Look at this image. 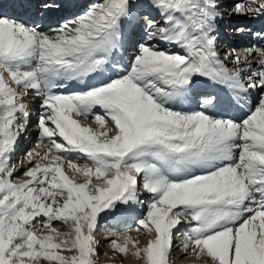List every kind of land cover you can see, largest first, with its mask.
Returning a JSON list of instances; mask_svg holds the SVG:
<instances>
[{"label": "snow or ice", "instance_id": "snow-or-ice-1", "mask_svg": "<svg viewBox=\"0 0 264 264\" xmlns=\"http://www.w3.org/2000/svg\"><path fill=\"white\" fill-rule=\"evenodd\" d=\"M132 217L111 259L264 264V0H0V264Z\"/></svg>", "mask_w": 264, "mask_h": 264}, {"label": "bare ground", "instance_id": "bare-ground-1", "mask_svg": "<svg viewBox=\"0 0 264 264\" xmlns=\"http://www.w3.org/2000/svg\"><path fill=\"white\" fill-rule=\"evenodd\" d=\"M5 11H7V12H9V14H11V11L8 8L7 4H5ZM224 33L225 34H222V44H224V45L230 44V45H234V46H242L243 44H245L247 42L246 40H243L239 37H236L232 34H229L227 31H224ZM30 106H31V113H32L31 118H33L32 124L30 126L31 133L29 134L27 141H21L20 142L19 149H18V152L16 154V158L22 157L26 151H28L29 149H32L35 146V144L37 143V131H36L35 123H36V119H37V114L40 110L39 109V100L35 99V98L31 99ZM31 137H32V139H31ZM137 215H139V213ZM133 227H135V218L134 217L124 219V220L108 221L100 230L101 235L104 237L103 238L104 240H102V243L100 242V245L106 246L109 244V242L111 240L118 239L117 235H114V234H120V236H119L120 240H122L124 238V236H127V235H131L133 237H138L141 245H143L145 243V238L143 240V239H141V236H138V234L136 232H134V231L130 232L129 231V229H131ZM99 241H101V240H99ZM103 241H105V242H103ZM177 241H176V243L180 242L179 240H177ZM98 250H99V248H98ZM174 250H179V249H174ZM174 250H173V252H174ZM106 251L109 253H107V255L104 257L105 259L102 261L101 264H119V263L114 262L117 258L111 259V257L114 256V253L111 251V249H109L107 247ZM183 256H184V254H182L180 256V259ZM132 259H133L132 261L136 262L134 260V258H132ZM120 262H121V260H120ZM134 262H130L129 264H134ZM186 264H201V263L197 261V262H192V263L190 262V263H186Z\"/></svg>", "mask_w": 264, "mask_h": 264}, {"label": "rangeland", "instance_id": "rangeland-1", "mask_svg": "<svg viewBox=\"0 0 264 264\" xmlns=\"http://www.w3.org/2000/svg\"><path fill=\"white\" fill-rule=\"evenodd\" d=\"M31 139H32V137H31ZM30 139V140H31ZM99 240H101L100 242L102 243V240H104L103 238V236L101 235H99L98 237H97ZM141 239H143L144 240V237L143 236H141ZM103 242H105V241H103ZM178 242V241H177ZM107 250V247L104 245V246H102V245H100L99 246V253L101 254V259H100V261H99V264H101L102 263V261L105 259L104 257L107 255V253H109V252H107L106 251ZM174 250V249H173ZM174 254H173V263L174 264H186V263H192V262H197V260L196 259H193V258H189V259H185L184 258V256L180 259V256L183 254L182 252H180L179 250H174V252H173ZM108 257V256H107ZM121 258V259H120ZM120 260H121V262H120ZM133 259L129 256L128 258H123V257H119V258H117L114 262H116V263H119V264H129L130 262H134V261H132ZM178 260V261H177ZM190 261V262H189ZM198 262H200V261H198ZM201 263V262H200ZM134 264H136V262H134Z\"/></svg>", "mask_w": 264, "mask_h": 264}]
</instances>
